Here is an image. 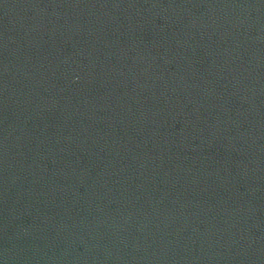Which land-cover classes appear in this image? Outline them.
I'll list each match as a JSON object with an SVG mask.
<instances>
[{
    "label": "water",
    "instance_id": "obj_1",
    "mask_svg": "<svg viewBox=\"0 0 264 264\" xmlns=\"http://www.w3.org/2000/svg\"><path fill=\"white\" fill-rule=\"evenodd\" d=\"M0 264H264V0H0Z\"/></svg>",
    "mask_w": 264,
    "mask_h": 264
}]
</instances>
